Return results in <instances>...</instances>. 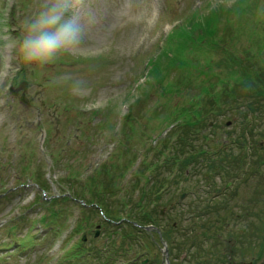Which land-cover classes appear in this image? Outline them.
<instances>
[{
	"label": "rangeland",
	"instance_id": "obj_1",
	"mask_svg": "<svg viewBox=\"0 0 264 264\" xmlns=\"http://www.w3.org/2000/svg\"><path fill=\"white\" fill-rule=\"evenodd\" d=\"M42 4L0 0V264H264V0H78L83 41L40 65L19 50ZM114 175L108 223L83 204ZM160 175L164 243L125 221Z\"/></svg>",
	"mask_w": 264,
	"mask_h": 264
},
{
	"label": "clouds",
	"instance_id": "obj_2",
	"mask_svg": "<svg viewBox=\"0 0 264 264\" xmlns=\"http://www.w3.org/2000/svg\"><path fill=\"white\" fill-rule=\"evenodd\" d=\"M78 0H43L38 15L25 24L20 54L27 63L40 65L78 46L84 28L71 15Z\"/></svg>",
	"mask_w": 264,
	"mask_h": 264
},
{
	"label": "trees",
	"instance_id": "obj_3",
	"mask_svg": "<svg viewBox=\"0 0 264 264\" xmlns=\"http://www.w3.org/2000/svg\"><path fill=\"white\" fill-rule=\"evenodd\" d=\"M247 88H249V89H252V91H254V96H262L263 98H264V87H260L259 89V91H255V88L254 87H252L251 88V85H250V87H248V86H246ZM238 93H236L234 96H233V100H235L237 97H238ZM254 103V99L252 100V102L250 103V105H252ZM225 104H227V103H225ZM225 104H224V106H225ZM249 107V106H248ZM253 110V109H252ZM260 119H262V118H260ZM183 136V135H182ZM261 136H263V135H261ZM175 159V158H174ZM193 159H195V157H192V158H189V159H187L184 163H182L181 164V168H184V167H186L187 165H186V163L187 162H190V161H192ZM175 162H177L176 160H175ZM101 175H102V177H100L101 179H104V177L106 176V175H108V171H102V173H101ZM116 177L117 176H111V177H109L108 176V179H109V182L107 183V184H105L104 186H102L101 188H97V185L98 186H100V185H102L101 183H99L98 181H96L97 180V178L96 179H94V178H91V185H90V194H91V196H92V200L91 201H89L87 204L88 205H90V202H92V203H94L95 205H98V208L99 209H102L104 212H105V214H106V217H107V215L109 214V215H111V217L109 218V219H111V220H115V221H120L122 218H119V219H117L116 218V215H117V212H114V213H112L111 212V207H110V205H107L108 203H107V200H108V198L109 197H112V195L113 194H116V192L114 193V191H116V190H114V189H118V187H117V184H116ZM37 179L40 181V178L37 176ZM161 178L159 177V182H157V186L155 187V188H152V190H151V192L150 191H144V189H141V195H140V198H139V200H141V209H140V212H138V211H136L135 210V208L133 209V211H132V214H133V217H128V219L126 220V223L131 227V229L134 231V232H136V230H137V233L138 234H140V235H142L141 237L143 238V235L145 234V233H147L146 231H144L143 229H141L140 227H138V226H135V223H137L139 226H146V225H149V224H154V225H157L156 223H157V220L156 219H154L153 218V216H152V214L150 213V212H146V208H147V205L148 206H151V203H143L145 200L147 201L149 198H150V195L152 194V196L155 194H157L158 192H159V190H161V184H162V180H160ZM160 184V185H159ZM118 192V191H117ZM75 194H79V192L78 191H75L72 195H75ZM72 195L71 196H67V197H64V198H55V197H52V199H51V201L50 202H47V204H49V206H51L52 207V211H51V217H53V219L55 220V221H64V220H66V216H65V211L64 212H62L63 210H60V211H57V210H53V207H54V205H56L59 201H62V203H66V202H70V200L71 199H73L72 198ZM131 195L133 196V191H128V195H127V193L125 194V196L130 200V202L132 203V201H131V199H130V197H131ZM76 196V195H75ZM99 199H101V200H99ZM160 199V196L159 195H157L156 196V200L155 201H158ZM94 200V201H93ZM101 201V202H100ZM100 202V203H99ZM128 202V201H127ZM67 204V203H66ZM93 209V208H92ZM156 208H154L153 209V211L155 210ZM141 210H144V211H141ZM146 212V213H145ZM144 213V215L142 216L141 214H143ZM66 215H67V213H66ZM88 220V219H87ZM87 223L89 224L90 223V221L88 220L87 221ZM79 224V223H78ZM81 225H83L84 226V224L82 223V224H79L78 225V228L77 229H75V233L77 232V233H79L80 232V230H81V228H82V226ZM159 225V224H158ZM167 230V231H166ZM174 232V229H173V227L172 228H170V229H165V234L166 235H169V233H172V232ZM144 233V234H143ZM129 234V233H128ZM147 235V237H151L152 235H150V234H146ZM78 248H81V245H79V247ZM80 249H78L77 250V252H76V254L75 255H73V256H77V257H83V254H79V251Z\"/></svg>",
	"mask_w": 264,
	"mask_h": 264
},
{
	"label": "water",
	"instance_id": "obj_4",
	"mask_svg": "<svg viewBox=\"0 0 264 264\" xmlns=\"http://www.w3.org/2000/svg\"><path fill=\"white\" fill-rule=\"evenodd\" d=\"M22 88H23V87H21L20 89H22ZM20 89H18V90H16V91L13 89L12 91L15 92V93H17ZM21 100H22V102H24V103H26V104L28 103L27 100L25 99V96L22 97ZM97 236H99V232H97ZM84 239H85V238H84ZM166 253H167V256H168V252H167V251H166Z\"/></svg>",
	"mask_w": 264,
	"mask_h": 264
}]
</instances>
